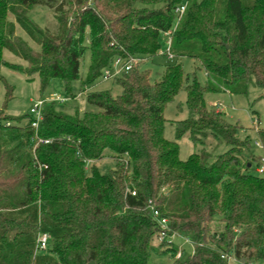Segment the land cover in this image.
<instances>
[{"label":"trees","instance_id":"trees-1","mask_svg":"<svg viewBox=\"0 0 264 264\" xmlns=\"http://www.w3.org/2000/svg\"><path fill=\"white\" fill-rule=\"evenodd\" d=\"M185 1L0 0L7 101L12 88L3 67L38 74L41 93L58 79L75 98L73 84L86 90L115 57L140 59L113 79L119 94L87 93L96 111L69 114L52 101L35 128L31 113L0 108V264H148L152 255L173 264H264V174L249 171L243 153L250 139L239 136L240 126L205 100L208 92L246 94L250 86L262 88L264 98V0H187L178 20L175 10ZM35 5L52 12L50 28L28 16ZM168 30L173 58L198 60L205 84L177 61L154 82L141 68ZM5 50L25 64L7 61ZM182 89L188 117L176 121V140H169L164 111ZM257 133L264 147V128ZM185 135L196 143L213 136L228 149L181 159L177 139ZM106 157L113 169L93 164ZM152 207L168 218V228ZM43 233L50 239L40 250ZM172 236L184 237L192 252L184 256Z\"/></svg>","mask_w":264,"mask_h":264},{"label":"rangeland","instance_id":"rangeland-1","mask_svg":"<svg viewBox=\"0 0 264 264\" xmlns=\"http://www.w3.org/2000/svg\"><path fill=\"white\" fill-rule=\"evenodd\" d=\"M28 16L41 28H50L54 24V17L49 8L43 5H35L28 12ZM17 33L22 36L30 46L35 50H40V46L20 28H17ZM162 50L168 49L166 39L161 36ZM4 58L13 63L25 64V62L14 55L12 52L5 50ZM181 63L186 74H196L198 81L205 84L208 80L206 71L200 67V62L193 58L181 57L172 58L167 55L157 54L152 59H146L142 64V69L150 70V79L152 82L158 81L163 73L165 65L170 62ZM90 65V53L87 51L81 67V75L85 76ZM26 66V65H25ZM2 73L5 82L12 88V96L9 101L6 100V86L3 84L0 87V108H4L5 112L12 116H22L30 113L31 107L40 99L46 100L50 97H57L59 100L54 104V108L69 114L79 110L96 111L98 108L86 99L89 91L111 90L114 95L120 93V87L115 84L113 79H98L94 84L82 90L80 82L73 84V93L76 97L72 98L62 89L58 79L52 81L51 86L44 92L40 91V79L38 74L28 76L23 73L12 71L6 67L2 68ZM263 89L257 86H250L246 94H230L229 92H208L205 95L206 104L209 108L223 112L225 118L232 124H238L240 129L238 134L241 138L250 139V147L244 151L243 155L249 158L252 166L249 171L253 174L261 175L256 171L258 163L264 159V147L260 142L257 130L264 128V98H262ZM65 98L66 101H65ZM187 93L184 89L175 96L173 101L167 104L164 116L166 122L164 125V136L169 140H176V121L184 120L188 117L187 109ZM46 104H50L47 101ZM180 149V158L187 159L193 153H202L203 151L210 152L214 155L225 153L228 146L219 142L215 137L208 136L204 138V143L193 142L190 136L185 135L177 139ZM259 143V146L257 145ZM261 146V147H260ZM91 163L87 164V171ZM96 166L100 170H108L114 168L113 159L106 157L96 161ZM90 172V171H89ZM180 249L185 250V255L192 252V245L187 242L184 237H174ZM148 264H173V259L168 256L152 255Z\"/></svg>","mask_w":264,"mask_h":264},{"label":"built area","instance_id":"built-area-1","mask_svg":"<svg viewBox=\"0 0 264 264\" xmlns=\"http://www.w3.org/2000/svg\"><path fill=\"white\" fill-rule=\"evenodd\" d=\"M186 5H187V0L176 8L175 12L177 14L178 20L180 19L182 13L185 11ZM171 34H172V30L162 32V35L166 39V42L168 44V49L162 50V48H160L158 50V54L167 55L173 58V55L171 53V44H172ZM139 60H140L139 58H135V57L134 58H123L120 56L115 57L111 65L107 67L106 69H104L102 79L103 80L114 79L115 77L120 76L123 72L129 71ZM66 99L67 98H65V101ZM58 100L59 98L57 97H54V98L50 97L46 100L40 99L37 102H35V104L30 109V113L34 116V120L31 123L33 127L35 128L38 127L39 121L42 119V113H41L42 108L46 104V102L47 101L57 102ZM257 145L259 146V143ZM256 171L259 174H264V159H261L259 166H257L256 168ZM152 213H153V216H155V218L159 221V224L161 225L162 228L164 229L168 228V222H169L168 218H165V217L160 218L159 212L153 209V207H152ZM173 236H172V239L174 238ZM49 239H50L49 234L47 233L41 234L39 237V241H38V248L40 250L46 249L49 243Z\"/></svg>","mask_w":264,"mask_h":264}]
</instances>
